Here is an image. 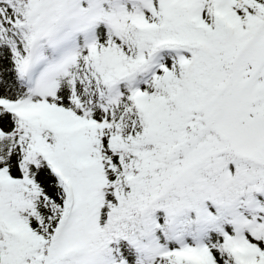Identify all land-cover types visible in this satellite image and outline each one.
Masks as SVG:
<instances>
[{"label":"snow or ice","instance_id":"6c2138e0","mask_svg":"<svg viewBox=\"0 0 264 264\" xmlns=\"http://www.w3.org/2000/svg\"><path fill=\"white\" fill-rule=\"evenodd\" d=\"M0 264H264V0H0Z\"/></svg>","mask_w":264,"mask_h":264}]
</instances>
